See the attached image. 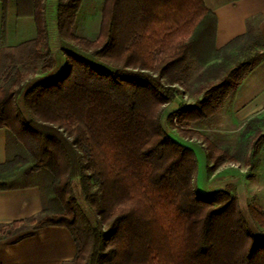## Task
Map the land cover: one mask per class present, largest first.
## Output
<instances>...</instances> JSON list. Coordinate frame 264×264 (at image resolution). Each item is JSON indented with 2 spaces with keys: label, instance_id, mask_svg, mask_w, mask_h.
<instances>
[{
  "label": "trees",
  "instance_id": "trees-1",
  "mask_svg": "<svg viewBox=\"0 0 264 264\" xmlns=\"http://www.w3.org/2000/svg\"><path fill=\"white\" fill-rule=\"evenodd\" d=\"M52 3L0 0V189L35 186L42 204L0 223V239L54 225L75 242L68 264H264V211H245L229 188L199 193L189 143L204 140L208 169L250 161L264 143V116L231 144L201 131L264 59L257 19L216 47L203 0ZM96 14L98 30L84 34ZM56 48L63 68L27 86L23 69L49 71ZM192 62L202 67L194 78ZM184 92L191 101L166 116L174 136L162 115Z\"/></svg>",
  "mask_w": 264,
  "mask_h": 264
},
{
  "label": "crops",
  "instance_id": "crops-1",
  "mask_svg": "<svg viewBox=\"0 0 264 264\" xmlns=\"http://www.w3.org/2000/svg\"><path fill=\"white\" fill-rule=\"evenodd\" d=\"M215 14L216 47H222L246 31L248 19L264 40V0H203ZM2 8L0 4V23ZM256 21V20H255ZM228 114L242 123L252 116H264V59L242 80L226 105ZM6 133L0 128V162L6 157ZM37 187L0 189V223L29 217L41 210ZM0 239V264H64L72 261L76 246L63 226H43ZM22 235V236H21Z\"/></svg>",
  "mask_w": 264,
  "mask_h": 264
},
{
  "label": "rangeland",
  "instance_id": "rangeland-1",
  "mask_svg": "<svg viewBox=\"0 0 264 264\" xmlns=\"http://www.w3.org/2000/svg\"><path fill=\"white\" fill-rule=\"evenodd\" d=\"M51 5L53 6L52 0ZM99 14L93 18H89L83 29L84 34H91L98 30ZM54 66L49 71L42 73L39 67L35 68L32 65L26 66L23 69L27 73L30 80L27 86L35 81L44 80L57 74L64 66L63 52L56 48L53 50ZM190 70V77L194 78L202 69L195 62H192ZM191 101V97L187 92L176 96L175 100L167 105L163 111L162 124L167 132L178 136L177 130L167 121V114L171 113L181 102ZM18 105L22 109L24 115L23 95L20 94L18 98ZM224 106L214 118L210 126L201 128V131L211 140L217 141L224 145L234 143L239 132L242 129L243 121L236 120L235 117L228 114V110ZM264 129V126L262 127ZM196 153V171L194 174V183L196 184L199 193H208L214 189L229 188L236 194L242 208L246 211L248 206H253L260 211H264V143H262L255 152L250 161H247L243 156H237L239 159L224 160L217 168L208 169L206 154L203 149L206 143L201 137L192 136L189 142ZM230 153H235L234 149H230ZM248 155V154H247ZM208 164L211 160L208 159ZM105 258V257H104ZM102 259L101 263L108 264L107 257ZM66 264V263H65ZM68 264V263H67Z\"/></svg>",
  "mask_w": 264,
  "mask_h": 264
}]
</instances>
